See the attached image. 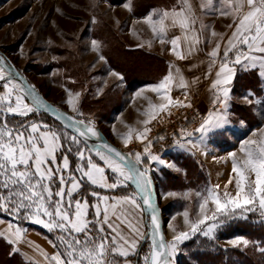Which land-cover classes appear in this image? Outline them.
Instances as JSON below:
<instances>
[{"label": "snow or ice", "instance_id": "1", "mask_svg": "<svg viewBox=\"0 0 264 264\" xmlns=\"http://www.w3.org/2000/svg\"><path fill=\"white\" fill-rule=\"evenodd\" d=\"M210 15L230 19V32L217 33L200 22ZM146 22L161 44L171 45L178 60L200 51L205 31L218 38L207 52L205 73L210 77L216 69L210 83L212 108L195 129L203 142L227 123L229 86L237 68L264 81V0H199L196 5L178 0L170 9L154 11ZM174 29L180 34L169 36ZM91 48L100 50L95 40ZM98 58L105 59L103 55ZM179 73L178 68L170 71L149 89L161 103L149 101L152 111L144 113L148 115L145 128L135 137L144 144L142 152L126 154L107 142H90L99 141V133L91 122L76 118L83 113L70 91L66 103L75 116L46 104L34 86L20 79L0 56V239L13 246V254L26 244L39 257L29 258L28 264H177L180 245L193 236L214 239L215 231L228 219H247V213L256 212L264 217V138L249 139L240 145L239 157L230 153L232 175L224 190L216 185L197 192L195 219L187 210L182 214L189 231L173 228L171 240L165 238L149 174L153 163L163 165L164 161L151 152L147 125L174 107H191L190 102L172 98V91L179 89L185 90L187 100L189 84ZM244 99L264 104L251 91ZM44 114L59 123L36 118ZM193 136L186 129L179 134L187 144L199 147ZM132 138V130L120 137L125 147ZM233 184L234 193L228 191ZM118 189L125 191L118 193ZM25 223L52 234L54 238L48 239L51 253L26 240ZM229 243L233 248H247L250 241L240 237ZM256 247L264 254V246Z\"/></svg>", "mask_w": 264, "mask_h": 264}, {"label": "rangeland", "instance_id": "2", "mask_svg": "<svg viewBox=\"0 0 264 264\" xmlns=\"http://www.w3.org/2000/svg\"><path fill=\"white\" fill-rule=\"evenodd\" d=\"M117 1L0 0V56L9 65L13 66L14 70L25 81L34 86L43 99L66 111V114L69 115V113L73 112L66 103L69 99L68 91L73 94L72 98L77 108L81 96L87 97L84 93L83 95L79 93L83 91V88L80 89L78 82L76 83L75 78L78 77L76 73L77 65L79 66L82 63L86 67L96 61V64L98 63V66H100L97 58L98 55L91 48L92 41L95 40L99 44L104 37L101 33L110 35L109 33L113 31V26L120 22L119 19H123L124 11L128 12L127 10L130 9V2H128L129 4L122 5L116 4ZM143 2H151L153 5L162 3L161 0H136L135 8H137V11L142 9L141 5ZM135 18L141 17L135 16ZM222 22L224 24H220L219 20H215L214 23H209L208 26L213 27L215 31H221L225 27V21L222 20ZM227 29L230 30L228 27ZM213 38L215 45L218 38ZM118 52L114 56L116 60L114 59L113 61L112 57L111 61L119 65L120 68H124L125 61H129L130 58L125 53H120V50ZM137 58L141 59V57ZM138 63L147 64L148 62L141 59V62ZM142 67L134 71L137 77H132L133 75L128 76L135 79L142 77V72L152 71L147 66ZM195 69L196 72L194 71ZM195 69L190 71V76L193 78L197 77L198 80L205 79L208 67L199 65ZM68 84L75 85L71 87ZM192 84L195 85L193 81ZM251 92L254 93L253 91ZM237 93L240 92L238 91ZM244 93L248 94L249 91ZM255 93H263L261 96H256V98L264 101V85H261V90H257ZM77 94L81 96L78 95L77 98ZM93 94L95 93L90 94V96L92 97ZM96 94L98 95V93ZM246 94H244V97ZM187 102L195 106L196 112L203 119L204 115L199 110V98L185 101V103ZM237 102H240L239 105L247 106L250 110H254L251 117L255 118V121L253 120L250 123L235 122L230 114L231 108H229V120L227 118V123L223 127L224 130L213 135V140L212 137H209L214 148H211L212 151H208L207 154L204 153L197 161L195 160L196 163L198 162L199 172L202 173V180L194 182L184 189L172 190L167 187V175L172 179L180 177L185 184L188 183V180L185 179V172L182 166V153L180 154L177 151L172 153L180 144H184L186 141L182 140L180 144L171 147L170 152L165 154L163 150L167 147L165 141L157 139L158 135L167 137L168 133L176 131L164 130V128L170 125L174 118L173 115L170 113L171 117L169 118L170 114H160L147 125L151 129L148 133V140L152 142V154L164 157L172 153L166 161L164 160L165 158L160 157L164 161L163 165L153 163L149 173L154 191L153 200L162 213L163 233L166 239L171 240L173 228L177 231H189L184 225L182 214L187 210L190 213V218L195 219L194 213L198 205L197 192L203 191L207 186L214 187L216 185L220 186L221 191L224 190L225 184L228 183L232 175L230 153L236 152L239 157L240 145L245 140L264 138V104L249 103L244 98ZM232 103L235 102L232 101L230 104ZM139 107L129 106L127 99L125 110L113 121L109 119L104 121L101 116L96 114V110L88 112L90 113L87 114L89 118L84 117L81 120H84L86 123L91 122L98 131L100 139L104 138L109 144L120 151L126 154L130 150L131 152H142L144 144L137 141L135 137L136 133L139 134L144 130V121L148 119V116L143 115L142 109ZM251 123H257V126L252 128L250 127ZM199 126V118L195 117L193 126L189 125L185 129L192 132V129ZM129 130H132L133 138L131 143L125 147L120 137L127 135ZM180 132L181 129L177 130V133L174 135L179 137ZM147 142L146 140L145 143ZM156 148L158 149L156 150ZM228 191L234 193V184L229 185ZM117 192L122 193L119 189ZM167 193H174L175 195L165 196L164 194ZM251 214L256 217L259 223H264V217H261L258 212L247 213V219ZM247 219L235 218L224 221L223 226L218 227L215 231L214 239L197 234L185 241L184 244L180 245V249L177 252V264H179L181 257H189L186 254L187 250L183 249V247L192 240H198V245H200L201 241H206L211 245V249L208 248L211 252L235 249L229 241L239 237L221 240L218 236L223 231L231 229L233 224ZM6 255L4 252L0 253V264H19L18 261L8 262Z\"/></svg>", "mask_w": 264, "mask_h": 264}, {"label": "crops", "instance_id": "3", "mask_svg": "<svg viewBox=\"0 0 264 264\" xmlns=\"http://www.w3.org/2000/svg\"><path fill=\"white\" fill-rule=\"evenodd\" d=\"M135 1L136 0H128L127 2L122 4V5L126 3L129 4L128 2H130L129 4L130 9L127 10L128 12L124 11L125 14L123 15V19L122 20L119 19L120 22L117 25L113 26L112 32L116 34V37L119 40V44L122 47L121 49L122 52L132 53L134 56L141 57V59L148 62L147 64L145 63H141L140 65L137 64L138 66H136L134 70H137L141 66L143 67L147 66V68L152 71L144 72V73L142 72L141 74L142 77H138L135 79L131 78L130 76H127L125 74L127 72L124 71L126 68L123 67L120 68L119 65L114 64L113 62L114 59H112L113 61H111V57L108 58L107 50L109 49V47L107 45L109 44H106L105 41L102 40L99 43L100 44L99 52L95 51L98 57L99 55H103V57L105 58L104 60H100L97 57L100 66H98V63L96 64V61L93 64L88 65L86 67L83 66L82 63H80L79 66H77V72L79 75L76 78V83L78 82V86H80V89L83 88V91L82 92L80 91L79 93H81L82 95L84 93V95L87 97H82L81 95H79L81 96V99L79 100L78 109L80 110V112L83 113V115L76 116V118L78 119L84 117L89 118L87 114L90 113H88L86 107H87V102L90 100H93L94 102L99 100L110 102V105L106 108H102V107H99V109L95 108L96 114L101 116L102 118L104 117L103 118L104 121H106L107 119L113 121L114 119H116L117 116L122 114L123 111L125 110V102L127 99L129 102V106H133V107L140 106L139 108L142 109L143 115H146L144 113H151L152 109L149 105V101L157 105L160 104L161 101L158 100L156 94L150 91L149 89L152 86L159 83L163 79V77H165L170 71L175 72L176 68L180 70L179 74L183 75L185 80L188 82L189 87L186 89L187 100L185 99V95H184L185 90H179V89H174L172 91L171 95L173 100L185 102L199 98L200 100L199 110L204 115L205 118L206 113L212 107V103H211L212 92L210 90V86L208 85L215 78L216 69L213 68L212 76L210 77L205 76V79L203 80H198L197 77L193 78L192 76H190L191 75L190 71H192V69L197 68L199 65H205L208 67L207 52L211 51L214 48L215 46L214 38L210 37L208 31H205L204 35L202 36V42L198 46L200 48V51L194 52L191 56H189L188 59L178 60L170 50L171 45L169 43L161 44L157 39L156 35L153 33L150 25L146 22V18L154 11H162L165 9H170L177 4L178 0H161L162 3L158 5L152 4L153 6L151 5L150 9L148 8L147 12L146 10L142 11L138 16H136L141 18H135L134 12L135 13L138 12L134 10L136 7ZM191 2L194 5H196L199 3V0H191ZM215 20H219L220 24H224L222 22V20H224L225 27L221 31H215L213 27H210L211 31H215L217 33L230 32V30L227 29L228 25L231 23L230 19L220 16L210 15V16L201 17L200 22L208 26L209 23H214ZM179 34H180L179 30L176 29L169 32V36L179 35ZM205 41L208 42L205 43ZM183 50L186 51V49ZM194 71L196 72V69ZM112 73H116L117 75H113ZM248 73H253V72L243 71L237 68L235 77L231 85L229 86L231 88V92H230L231 99L229 101V104L232 101L237 102L244 98V94H242L241 96H237L236 94L233 95V93H237L239 91L238 89V87L240 86L239 82L241 78L245 76L244 74H248ZM134 75L136 76L135 73ZM120 77H122V79ZM258 79L259 82H264L259 77ZM192 81L195 83V85L192 84ZM68 85L72 87L75 84H68ZM92 93L95 94H93V96L91 97L90 94ZM96 93H98V95ZM137 93H139V95H137ZM239 103L240 102H238V104ZM231 105L232 104H230L229 108H231ZM174 109L175 107L172 108L171 111ZM69 115L75 116L76 114L69 113ZM228 115H229V111H228ZM196 128L198 127L192 129V132H194V136H195V137L193 136L192 139L195 141L197 145H199V147H193L187 144L186 142L184 143V147L178 146L175 151L173 152L171 151V152L174 153L177 151L180 154L182 153L181 157L183 159L186 160L191 159L197 165L198 162L196 163V161L198 160V158L201 157L204 153L207 154L208 151H212L211 148H214L213 147L214 145L212 141H210L211 139L209 137H212L213 140L214 138L213 135L224 129L221 128L219 130L210 133L207 137L204 138L203 142H201V140L199 139L200 134L195 133ZM172 153L170 154L172 155ZM171 155L169 156L165 155L164 157L163 156L160 157L165 158L164 160L166 161L167 158H169ZM163 170L167 171L165 169ZM23 227L28 229V232L26 233V237H25L26 240L31 241L33 245H38L41 249L49 253L53 251L50 244L48 243L49 238H54L52 234L47 233L43 228H41L38 225L25 223ZM0 241H4L10 248L9 255H6L7 261L11 259L12 256L16 258L15 261H18L19 264H28L29 258L39 259L38 254L34 253L33 249L29 248L26 244H21L20 245L21 251L16 255H12L13 246L9 245L4 239H0Z\"/></svg>", "mask_w": 264, "mask_h": 264}, {"label": "trees", "instance_id": "4", "mask_svg": "<svg viewBox=\"0 0 264 264\" xmlns=\"http://www.w3.org/2000/svg\"><path fill=\"white\" fill-rule=\"evenodd\" d=\"M109 1V0H106ZM128 0H118L116 4H123L127 2ZM152 5L151 2H143L141 7L142 9L139 11L138 14L134 12L135 16H138L142 11L146 12L148 11V8L150 9V6ZM135 11L136 8L134 9ZM133 10V11H134ZM110 31V30H109ZM103 34V40L109 47L107 50V56L113 57L118 54V50L121 51L122 47L119 44V40L116 37V34L114 32L110 31V35ZM124 53V52H120ZM130 54L129 56L130 60L125 61L124 68H126L124 71L127 76L128 74L134 75V68L138 66V62H141V59H138L136 56H134L132 53H125ZM131 56V57H130ZM110 60V59H109ZM116 60V59H115ZM147 62V61H146ZM112 63V62H111ZM140 65V64H139ZM78 66V65H77ZM77 68V67H76ZM77 75V69H76ZM240 80V86L238 87L240 93H233V95L241 96L242 94H245L244 92L253 91L255 96H261L263 93H255L257 90H261V83L259 82L258 77L254 73H248L244 74ZM76 79V78H75ZM264 85V82L262 83ZM243 92V93H242ZM53 105V104H52ZM110 105V102L107 101H96L90 100L87 102V111L92 112L95 110V108L99 109V107L106 108ZM56 109L61 110L59 107H56L53 105ZM253 109V108H252ZM63 113H67L64 110H61ZM254 111V110H253ZM252 110H250L247 106L239 105L238 102L232 103L231 105V114L234 118L235 122L242 121L244 123H250L253 120L255 121V118L253 119L251 117ZM37 119H46L50 123L56 124L51 119H49L47 116L43 115L42 117H36ZM104 118V117H103ZM78 119V118H77ZM257 126L256 124L250 125V127L254 128ZM182 166L184 168L185 172V179L188 180V183L185 184L183 179L180 177L177 179H172L169 175H167V187H169L172 190H179L184 189L188 185L193 184L194 182L201 181L203 176L202 173L199 172L198 166L193 162L191 159H183L182 160ZM122 193L125 191L123 189H119ZM162 214V213H161ZM221 240H230L234 237H243L245 239H248L250 241L247 248L240 247L235 249H228L226 251H215L211 252L208 250V248L211 247L206 241H201L200 245H198L197 241H190L188 242L183 249H186V254L189 255V257H181L179 264H264V254L259 252L257 250L256 244L264 246V223H259L256 220V217L254 215H249L247 220H244L242 222H238L232 225L231 229H227L226 231H223L219 236ZM211 249V248H210ZM4 252L7 255H9L10 248L9 246L4 242L0 241V253ZM16 255V254H12ZM15 257L12 256L11 259L8 260V262L15 261Z\"/></svg>", "mask_w": 264, "mask_h": 264}, {"label": "built area", "instance_id": "5", "mask_svg": "<svg viewBox=\"0 0 264 264\" xmlns=\"http://www.w3.org/2000/svg\"><path fill=\"white\" fill-rule=\"evenodd\" d=\"M196 112L195 106L191 104V107L189 108H177L175 110L171 111V114L173 115V120L171 121L170 125L167 128H164V130H170L175 131L173 133H168L167 137H163V141H165L167 147L164 150L165 154L170 152V148L174 147L177 144H180L182 140L179 137H176L174 134L177 133V130L179 129H185L187 126L192 125L193 126V120L195 117L199 118V124L203 120L202 117ZM168 116L169 118L171 117ZM198 115V116H197ZM166 120V119H165ZM160 135H158L157 139L160 140ZM178 138V139H177ZM158 148H156L157 150Z\"/></svg>", "mask_w": 264, "mask_h": 264}, {"label": "water", "instance_id": "6", "mask_svg": "<svg viewBox=\"0 0 264 264\" xmlns=\"http://www.w3.org/2000/svg\"><path fill=\"white\" fill-rule=\"evenodd\" d=\"M17 72V71H16ZM19 78L20 79H22V80H24L23 78H22V76L19 74ZM25 81V80H24ZM28 85H30L27 81H25ZM31 86V85H30ZM37 92V91H36ZM37 94L39 95V97L46 103V104H48L49 106H51V107H53V108H55L51 103H48L45 99H43L42 98V96L37 92ZM59 112H61V113H63L61 110H59ZM63 114H66V113H63ZM45 116H47L49 119H51L53 122H55L56 124H58L59 123V121H57V120H55L53 117H51V115L50 114H44ZM66 115H68V114H66ZM90 142H94V143H100V142H107L104 138H102V139H100L99 141H97V140H95V138H93V140L92 141H90ZM108 143V142H107ZM109 144V143H108ZM111 145V144H110ZM112 146V145H111ZM114 147V146H113ZM114 148H116V147H114ZM119 150V149H118ZM155 203V202H154ZM156 204V203H155ZM157 205V204H156ZM157 208H158V215H159V219H160V223H161V230H162V232H163V224H162V214H161V211H160V209H159V207H158V205H157Z\"/></svg>", "mask_w": 264, "mask_h": 264}]
</instances>
